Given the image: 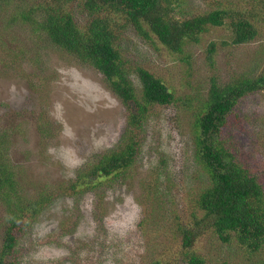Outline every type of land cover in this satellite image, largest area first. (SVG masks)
Wrapping results in <instances>:
<instances>
[{"label":"rangeland","instance_id":"374dc122","mask_svg":"<svg viewBox=\"0 0 264 264\" xmlns=\"http://www.w3.org/2000/svg\"><path fill=\"white\" fill-rule=\"evenodd\" d=\"M225 2L176 0V6L185 19ZM10 12V7L0 12V133H8L10 143L1 152L25 198L55 195L34 217L29 234L19 239L12 259L16 264H152L180 244L177 223L188 224L208 183L195 132L212 80L226 84L264 73V23L254 40L239 46L231 43L226 28L212 26L182 54L150 33L130 30L122 41L128 66L158 75L177 101L146 121L135 162L120 185L101 186L98 203L96 191L74 197L59 192L103 154L125 144L132 112L93 66L23 22L4 27L3 16ZM212 44L216 50L210 57ZM131 73L141 88L137 73ZM242 111L248 116L232 122V142L264 184V90L245 99ZM8 215V206L0 203V252ZM103 230L110 231L107 239H96ZM196 247L204 264H264V249L252 254L235 239L226 243L212 231Z\"/></svg>","mask_w":264,"mask_h":264},{"label":"trees","instance_id":"16d2710c","mask_svg":"<svg viewBox=\"0 0 264 264\" xmlns=\"http://www.w3.org/2000/svg\"><path fill=\"white\" fill-rule=\"evenodd\" d=\"M226 1L210 13L182 19L176 0H0V12L11 8L9 15L3 16L4 27L23 22L52 45L93 66L132 112L125 144L103 154L75 180L61 187L60 195L74 197L85 190L96 191L99 203L101 186L120 185L124 173L135 162L146 121L158 109L177 101L158 75L128 66L122 50L124 37L132 29L150 33L171 51L181 54L188 45L199 43L212 26L231 32V43L236 46L254 40L264 23V0ZM215 50L212 44L210 57ZM131 69L137 73L141 88L131 80ZM263 90L264 73L237 77L226 84L212 80L195 132L197 157L208 183L188 224L177 223L180 244L161 253L152 264H204L196 242L207 231L226 243L235 239L252 254L264 249V184L240 159L231 129L236 117L248 116L243 114V101ZM8 139V133H0V203L8 206L9 214L0 264H16L12 258L19 239L29 234L34 217L55 197L51 193L32 200L24 197L14 168L1 152L5 145L9 147ZM95 207L98 217L99 208ZM103 233L95 238L107 239L110 231Z\"/></svg>","mask_w":264,"mask_h":264}]
</instances>
